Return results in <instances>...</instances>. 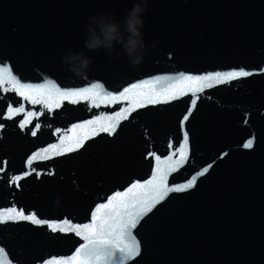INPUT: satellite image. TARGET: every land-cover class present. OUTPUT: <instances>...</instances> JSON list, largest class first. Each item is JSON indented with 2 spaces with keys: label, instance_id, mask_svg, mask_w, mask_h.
Segmentation results:
<instances>
[{
  "label": "water",
  "instance_id": "95a60500",
  "mask_svg": "<svg viewBox=\"0 0 264 264\" xmlns=\"http://www.w3.org/2000/svg\"><path fill=\"white\" fill-rule=\"evenodd\" d=\"M20 212L43 223L0 222V264H264V0H0V219Z\"/></svg>",
  "mask_w": 264,
  "mask_h": 264
},
{
  "label": "clouds",
  "instance_id": "9594fccd",
  "mask_svg": "<svg viewBox=\"0 0 264 264\" xmlns=\"http://www.w3.org/2000/svg\"><path fill=\"white\" fill-rule=\"evenodd\" d=\"M143 11L139 6H137L134 11L131 13V19L128 21V31L131 33V37L128 39L126 47L128 50L129 55H131L136 48L138 47L139 41L136 39L140 33L138 31L137 26L142 24V21L138 18V14ZM118 29L117 26L112 25L109 26L104 31L103 41L100 39H95L93 43L90 45V47H99V46H106L111 47L113 39L116 38V33ZM89 64V61L87 59L81 61V68H87ZM73 71H76V69H72Z\"/></svg>",
  "mask_w": 264,
  "mask_h": 264
},
{
  "label": "snow or ice",
  "instance_id": "6c2138e0",
  "mask_svg": "<svg viewBox=\"0 0 264 264\" xmlns=\"http://www.w3.org/2000/svg\"><path fill=\"white\" fill-rule=\"evenodd\" d=\"M247 75V73L243 72V71H236V72H230L228 73L226 76L221 77V79L224 80H231L234 79L236 77H243ZM206 79H215V77H207ZM71 96H79V97H85L86 98V93L85 92H70L65 94V98L71 97ZM23 111V109H15L9 112V117H11L13 114ZM25 123H27V121H25ZM107 130V129H105ZM252 146V141H249L245 147H251ZM37 159V156H32L31 160L29 161V163H31V161H34ZM191 187L190 184H185L183 186V189H187ZM183 189H176L177 191H182ZM21 219V220H28V221H32L35 224H41L43 223L40 219L36 218V216L34 215H24L22 212L20 213H16L15 216H13L11 213H9L8 215L4 216L2 219H0V222H4L6 220L9 219ZM121 251H123V249H121ZM56 264H59V262H56Z\"/></svg>",
  "mask_w": 264,
  "mask_h": 264
}]
</instances>
